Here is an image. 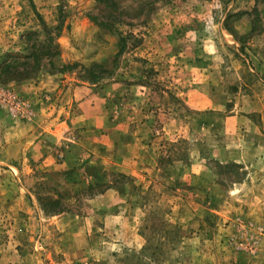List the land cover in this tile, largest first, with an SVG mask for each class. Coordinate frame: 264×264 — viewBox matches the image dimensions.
Returning <instances> with one entry per match:
<instances>
[{"label": "rangeland", "instance_id": "374dc122", "mask_svg": "<svg viewBox=\"0 0 264 264\" xmlns=\"http://www.w3.org/2000/svg\"><path fill=\"white\" fill-rule=\"evenodd\" d=\"M86 91L111 120L67 133L75 165H0V264H264L229 196L236 158L264 161V0H0V109L31 123Z\"/></svg>", "mask_w": 264, "mask_h": 264}, {"label": "crops", "instance_id": "0c3cea01", "mask_svg": "<svg viewBox=\"0 0 264 264\" xmlns=\"http://www.w3.org/2000/svg\"><path fill=\"white\" fill-rule=\"evenodd\" d=\"M34 4L35 6L39 5L36 1H34ZM28 87L30 86L19 85L15 89H18L20 92L24 91L25 96L31 98L29 95H32L33 89L31 86L28 90ZM57 87L58 84L54 83V80L51 83H45L43 81L39 89H56ZM104 91L101 96L98 95L102 101L101 108L103 111L101 115L94 114L95 109H97L94 105L96 97H94L93 92L88 91L79 95L74 94L73 97H75L76 104L73 108L65 109L67 112L62 110L64 105L57 107L56 104H46L44 107H39V110L34 105L36 115L31 123L25 124L15 121L9 111L0 109V150L2 151L0 156L4 157L3 159L0 158V165L15 169L12 167L15 164L20 165L21 162L26 164L29 160H37L38 168L44 172H52L60 167H71V165H75L73 164L75 162L72 156L69 154L74 147L68 143L71 139L67 137V133L75 127H86L83 129L87 132H95L101 135L103 131L102 127L106 126L111 120L110 111L112 107L110 98H114ZM200 105V102H193L191 107L194 110L202 111L203 108ZM204 107L206 108V106ZM57 109L60 111H57ZM61 113L66 115V119H62ZM73 123L77 126H73ZM94 126L97 127L96 130L93 129ZM148 130L147 124L145 123L144 125L140 124L138 126L137 132L148 134ZM62 147L68 149V151H63L61 154V156H65V160L62 162L63 166L57 160ZM10 155H13V157H10ZM260 160L262 159L256 157L248 158L247 160L237 157L235 160V163L244 166L248 174L244 183L239 185L240 187H235L234 190L229 192L231 201L230 212L233 211L236 213L235 216H231L233 220L232 225L234 226L237 225L238 227L243 220L249 219L246 218V215L252 221L264 225V174L259 176L255 169L250 167L256 163L264 165V161L260 162ZM190 170H192V173L194 172L198 175L200 171H205L200 166H193ZM259 181L260 185L257 187L256 185L259 184ZM255 190L260 193L254 194V197L248 194L253 193ZM235 201L242 203L241 206H238Z\"/></svg>", "mask_w": 264, "mask_h": 264}, {"label": "built area", "instance_id": "2783aa9c", "mask_svg": "<svg viewBox=\"0 0 264 264\" xmlns=\"http://www.w3.org/2000/svg\"><path fill=\"white\" fill-rule=\"evenodd\" d=\"M6 98H7L6 95L0 93V99L6 100ZM9 100H11V99H9ZM12 103L15 106H17V107H19L20 105H22L18 100H12Z\"/></svg>", "mask_w": 264, "mask_h": 264}]
</instances>
